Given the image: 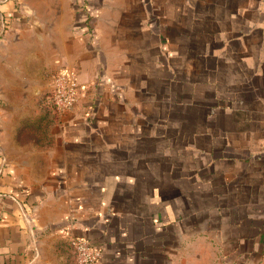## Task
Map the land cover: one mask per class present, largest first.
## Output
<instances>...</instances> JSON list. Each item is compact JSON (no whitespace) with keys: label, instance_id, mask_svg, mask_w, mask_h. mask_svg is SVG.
<instances>
[{"label":"crops","instance_id":"obj_1","mask_svg":"<svg viewBox=\"0 0 264 264\" xmlns=\"http://www.w3.org/2000/svg\"><path fill=\"white\" fill-rule=\"evenodd\" d=\"M73 238L264 264V0H0V264H74Z\"/></svg>","mask_w":264,"mask_h":264},{"label":"built area","instance_id":"obj_2","mask_svg":"<svg viewBox=\"0 0 264 264\" xmlns=\"http://www.w3.org/2000/svg\"><path fill=\"white\" fill-rule=\"evenodd\" d=\"M78 94L79 86L73 76L59 72L53 77L49 99L55 113L71 110L77 102ZM70 246L74 254V264H96L100 258V250L85 239L73 238Z\"/></svg>","mask_w":264,"mask_h":264},{"label":"rangeland","instance_id":"obj_3","mask_svg":"<svg viewBox=\"0 0 264 264\" xmlns=\"http://www.w3.org/2000/svg\"><path fill=\"white\" fill-rule=\"evenodd\" d=\"M44 88V87H43ZM41 88L42 89V92H43V95L44 94H46V88ZM39 104H41V102L39 103ZM18 135L19 136H21V138L24 140H31V139H33L34 138V134H29V132H26V131H24L23 130V132L22 133H18Z\"/></svg>","mask_w":264,"mask_h":264}]
</instances>
